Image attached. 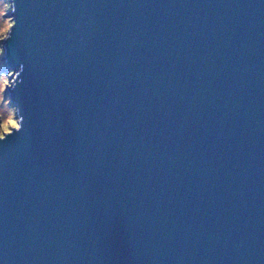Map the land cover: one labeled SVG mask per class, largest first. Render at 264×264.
<instances>
[{"label":"water","instance_id":"1","mask_svg":"<svg viewBox=\"0 0 264 264\" xmlns=\"http://www.w3.org/2000/svg\"><path fill=\"white\" fill-rule=\"evenodd\" d=\"M8 16L0 264H264V0Z\"/></svg>","mask_w":264,"mask_h":264},{"label":"rangeland","instance_id":"2","mask_svg":"<svg viewBox=\"0 0 264 264\" xmlns=\"http://www.w3.org/2000/svg\"><path fill=\"white\" fill-rule=\"evenodd\" d=\"M11 11V0H0V135L10 131L12 127H17V117L15 108L11 104L8 95V86L11 83V73L3 71L4 66V46L3 41L7 36L9 28L13 25L8 16Z\"/></svg>","mask_w":264,"mask_h":264},{"label":"clouds","instance_id":"3","mask_svg":"<svg viewBox=\"0 0 264 264\" xmlns=\"http://www.w3.org/2000/svg\"><path fill=\"white\" fill-rule=\"evenodd\" d=\"M0 75H2V74H0ZM23 130V124L21 125V131ZM0 142H6V140L5 141H0Z\"/></svg>","mask_w":264,"mask_h":264}]
</instances>
